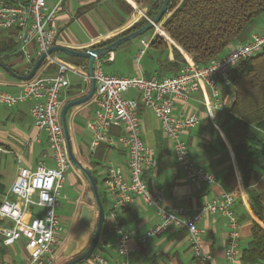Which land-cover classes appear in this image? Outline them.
<instances>
[{
  "label": "built area",
  "instance_id": "1",
  "mask_svg": "<svg viewBox=\"0 0 264 264\" xmlns=\"http://www.w3.org/2000/svg\"><path fill=\"white\" fill-rule=\"evenodd\" d=\"M60 4L61 0L53 7L48 6L47 0H0V37L2 31H14L25 73L30 71L43 53L56 44V19ZM32 43L37 44L35 49L30 48ZM141 44L148 48L151 40L141 39ZM145 48L139 56L145 52ZM263 50L264 29L252 32L244 42L231 45L224 55L206 65L187 64L177 74L163 77L108 73L103 65L105 60L95 61L98 108L95 116L87 122L92 133V145H120L129 154L126 170L109 165L106 173V183L114 196L107 219L111 224L114 223L118 232V264H133L132 255L137 252L139 243L170 229L185 230L188 233L192 254L198 264H222L202 246L204 229L198 223L207 214H220L228 219L230 238L225 257L228 261L241 258V222L236 210L238 197L235 193L223 191L189 211L182 205L166 207L163 203V190L150 186L145 173L156 168L158 160L142 138V121L138 110L143 105L155 114L190 183L215 184L216 174L195 161L184 139L185 132L200 124L201 116L197 112L175 116V100H188L205 85L211 92V108L224 111L226 105L222 92L224 88L231 87V71L241 61ZM51 63L56 64L53 74H37ZM39 70L32 79L21 81L18 93L0 89V104L8 107L27 100L33 101L31 115L36 126L46 131L55 163L54 166H48L42 162L34 170L20 167L15 181L0 204V238L3 244H23L29 253L28 258L18 264H56V248L61 230L57 214L59 195L72 166L61 124L62 93L71 85V74L86 72L88 75L87 65L59 60L54 55H49ZM128 91L136 92L137 96H125ZM113 128L119 129V135L112 134ZM138 198L156 209L159 222L149 228L135 244H130V236L121 227L116 211ZM91 259L95 264H113L97 252L92 254Z\"/></svg>",
  "mask_w": 264,
  "mask_h": 264
},
{
  "label": "crops",
  "instance_id": "2",
  "mask_svg": "<svg viewBox=\"0 0 264 264\" xmlns=\"http://www.w3.org/2000/svg\"><path fill=\"white\" fill-rule=\"evenodd\" d=\"M58 1L47 0V4L53 7ZM159 2L161 0H61L56 19L58 28L56 45L83 51L98 47L100 43L116 37L115 34L119 30L130 29L148 19V14L154 11L155 5ZM161 25L162 23L160 27ZM262 29L264 25L258 26L256 31ZM7 32L2 31L1 37H5ZM157 34L165 37L171 46L168 37L160 33L158 28L149 40ZM36 47V43L30 45L31 49ZM171 51L170 47L169 56ZM154 53V57L151 58L157 61L158 53L155 50ZM54 57L85 65L62 53H55ZM117 57V53L113 52L103 60L106 59L107 63H115ZM20 61L23 63L22 66ZM3 62L14 72L25 74L22 53L18 47L3 56ZM152 64L155 65V62ZM156 68V65L155 67L152 65L149 70L139 68L133 71L135 72L133 74H119L121 72L115 69L113 71L118 72L119 75L152 76ZM55 70L56 64L51 63L40 69L37 74H53ZM70 79V87L62 93V107L70 100L83 97L90 90L91 83L86 72L71 74ZM21 81L0 66V89L18 93ZM124 95L135 97L137 93L128 91ZM222 99L226 105L224 111L212 109L210 89L203 85L188 100L176 99L173 109L175 116L192 112L200 114V124L185 132L184 139L188 142L195 161L216 174L217 182L212 185L190 183L185 178L184 171L173 154L172 143L162 131L157 117L151 110L140 105L138 112L142 121V138L158 160V166L147 171L145 177L151 187L163 190V203L166 207L182 205L193 211L206 200L225 191L222 181L227 173L232 172L236 161L232 143L225 132L228 124L224 114L232 107L235 100L233 87H227L222 92ZM32 105V100L12 107L0 104V183L4 187L3 196L15 181L20 167L34 170L42 162L48 166L55 165L47 133L36 126L31 115ZM97 108V98L94 94L87 102L69 108L66 122L75 159L93 173L97 186L99 182L102 184L103 193H99L104 199L106 225L95 252L111 263L118 264L120 260L116 248L118 232L114 228V223L111 224L107 219L113 207L114 196L106 183V173L109 165L126 170L129 154L120 145L100 144L93 147L92 133L87 127V122L95 116ZM112 134L119 135V129L113 128ZM236 178L239 179V176ZM244 191L245 189H242L236 194L237 197L238 195L241 197ZM236 208L240 216L245 212L241 205H237ZM116 213L121 227L130 236V244H135L149 228L159 222L156 209L146 205L139 198L127 207L117 209ZM57 214L60 218L61 230L58 235L55 261L56 264H65L89 248L99 216L91 184L74 164L60 192ZM198 226L204 229L203 249L211 253L217 262L242 264L240 259L228 261L225 257V249L230 238L228 219L225 216L207 214ZM240 230L239 250L242 254V250L251 238L250 220H241ZM28 256L29 253L23 244L5 246V252L0 256V264H18ZM132 262L133 264H198L192 254L188 233L180 229H170L162 235L150 237L147 241L139 243L137 252L132 255ZM77 264L95 263L90 258Z\"/></svg>",
  "mask_w": 264,
  "mask_h": 264
},
{
  "label": "trees",
  "instance_id": "3",
  "mask_svg": "<svg viewBox=\"0 0 264 264\" xmlns=\"http://www.w3.org/2000/svg\"><path fill=\"white\" fill-rule=\"evenodd\" d=\"M162 3L163 0L155 5L149 18L155 17ZM263 12L264 0H171L159 31L168 37L171 46L158 34L151 40L149 48L158 53L153 75L177 74L187 64L206 65L221 57L231 45L249 38L250 28ZM147 23L148 19L121 36ZM14 37V31L0 37V62H3V56L17 48ZM116 39L106 40L98 47ZM72 58L78 63H88L87 59ZM230 78L235 100L224 114L228 124L226 133L235 152L240 176L237 179L234 172L227 173L222 184L226 192L235 194L245 189L236 203V207L241 205L245 209L239 215L240 222L245 219L251 222V238L242 250V264H264V50L241 61L231 71ZM232 132L236 133V138ZM3 193L4 187L0 183V204ZM101 200L104 206L102 197ZM105 225L106 219L102 231ZM4 252L5 248H0V256Z\"/></svg>",
  "mask_w": 264,
  "mask_h": 264
},
{
  "label": "water",
  "instance_id": "4",
  "mask_svg": "<svg viewBox=\"0 0 264 264\" xmlns=\"http://www.w3.org/2000/svg\"><path fill=\"white\" fill-rule=\"evenodd\" d=\"M170 2H171V0H163V3L161 5L158 13L153 18L148 17L149 20H148L147 24L138 28L135 31H132L130 33H127V34L117 38L113 42H111V43H109L103 47H95V48H91V49H88L86 51H83V50H76V49H72V48H69L66 46H61V45L55 44L46 53H43L35 61V63L32 65L30 71L28 73H25V74L16 73L9 66L4 64L3 62H0V66L2 68H4L6 71H8L9 73H11L16 78H18L20 80H30L36 75L37 71L39 70V68L41 67V65L45 61V59L49 55H54L55 53H63L65 55H68L71 57L87 59V61H88L87 70H88V75H89V79H90V83H91L90 90L83 97H80V98H77L74 100H70L62 107V109H61V124H62L63 132L65 135L67 150H68L70 160H71L72 164L77 166L84 173V175L87 177V179L89 180L91 187H92V190H93V194H94L96 203L98 205L99 216H98V221H97V227H96V230H95V233H94V236H93V239L91 241L89 248L83 254L79 255L75 259H73V260H71L65 264H77L79 262L86 261V260H89L91 258L92 254L95 252L96 247L99 243V239H100V236L102 233L104 221L106 219L105 208L103 206L101 196H100V193L98 190L97 182L94 178L93 173L89 169L83 167L75 159V157L72 153V147H71L70 137H69V133H68V127H67V122H66L67 111L69 108H71L75 105L87 102L88 100H90L94 96L95 88H96V80L94 77L95 61L97 59H100V58L106 56L109 53L115 52L121 44H123L124 42H126L128 40L139 37L151 29H154V28L157 29L158 27L161 28L160 24L164 22L165 17L167 16V12H168Z\"/></svg>",
  "mask_w": 264,
  "mask_h": 264
},
{
  "label": "rangeland",
  "instance_id": "5",
  "mask_svg": "<svg viewBox=\"0 0 264 264\" xmlns=\"http://www.w3.org/2000/svg\"><path fill=\"white\" fill-rule=\"evenodd\" d=\"M261 25H264V12L256 17L254 24L250 28V32L256 31L257 27L261 26ZM127 30L128 29L119 30V32L117 34H115V36L118 38L123 33H125V31H127ZM154 31H155V28L147 31L146 33H144L143 35H141L139 37L128 40V41L124 42L123 44H121L117 48V50L115 51L117 53V56H118L115 63H107L106 62L107 60L105 59V62L103 64L105 71L108 73H117L118 74V72L113 71L115 69V70H118L119 72H121L119 74H122V73L123 74H133V73H135L133 71H135L136 69L144 68V69L149 70L150 67L152 68V65L154 67H155V65L157 66L156 60L154 61L151 58V57H154V55H155L154 50L152 48H149V47L145 48L144 45L141 44V39L142 38H144L145 40L151 39ZM158 31H160V29H158ZM144 48H145V52L141 56H139L141 50ZM152 62H155V65L152 64ZM21 63L22 62L20 61V66H22V64H23V63L22 64ZM232 133H233V136L235 137L236 133L235 132H232ZM233 152H234V149H233ZM232 172H234L236 176H240L239 166L237 165L236 161L234 163V168H232ZM218 176H220V175H218ZM98 189H99L100 193H103L101 182H99V184H98ZM238 198L240 199L239 195H238ZM41 212H42V210H41ZM2 247L5 248V245L0 240V248H2Z\"/></svg>",
  "mask_w": 264,
  "mask_h": 264
},
{
  "label": "flooded vegetation",
  "instance_id": "6",
  "mask_svg": "<svg viewBox=\"0 0 264 264\" xmlns=\"http://www.w3.org/2000/svg\"><path fill=\"white\" fill-rule=\"evenodd\" d=\"M135 30H137V29H135ZM135 30H133V31H135ZM132 32V31H131Z\"/></svg>",
  "mask_w": 264,
  "mask_h": 264
},
{
  "label": "bare ground",
  "instance_id": "7",
  "mask_svg": "<svg viewBox=\"0 0 264 264\" xmlns=\"http://www.w3.org/2000/svg\"><path fill=\"white\" fill-rule=\"evenodd\" d=\"M158 29H160V28L158 27Z\"/></svg>",
  "mask_w": 264,
  "mask_h": 264
}]
</instances>
